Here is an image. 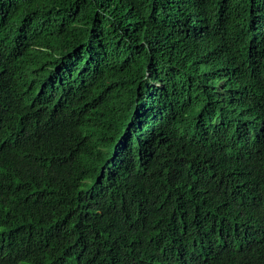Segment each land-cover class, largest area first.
Returning a JSON list of instances; mask_svg holds the SVG:
<instances>
[{
	"label": "trees",
	"instance_id": "1",
	"mask_svg": "<svg viewBox=\"0 0 264 264\" xmlns=\"http://www.w3.org/2000/svg\"><path fill=\"white\" fill-rule=\"evenodd\" d=\"M0 264H264V0H0Z\"/></svg>",
	"mask_w": 264,
	"mask_h": 264
}]
</instances>
